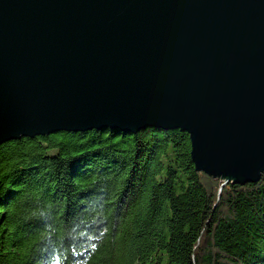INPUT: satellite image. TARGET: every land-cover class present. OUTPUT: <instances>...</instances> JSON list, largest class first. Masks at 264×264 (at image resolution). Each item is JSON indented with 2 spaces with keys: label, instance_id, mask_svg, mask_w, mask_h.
Listing matches in <instances>:
<instances>
[{
  "label": "water",
  "instance_id": "95a60500",
  "mask_svg": "<svg viewBox=\"0 0 264 264\" xmlns=\"http://www.w3.org/2000/svg\"><path fill=\"white\" fill-rule=\"evenodd\" d=\"M148 128L224 185L261 180L264 0H0V145Z\"/></svg>",
  "mask_w": 264,
  "mask_h": 264
},
{
  "label": "trees",
  "instance_id": "16d2710c",
  "mask_svg": "<svg viewBox=\"0 0 264 264\" xmlns=\"http://www.w3.org/2000/svg\"><path fill=\"white\" fill-rule=\"evenodd\" d=\"M197 172L180 130L0 145V264H264V174Z\"/></svg>",
  "mask_w": 264,
  "mask_h": 264
},
{
  "label": "rangeland",
  "instance_id": "374dc122",
  "mask_svg": "<svg viewBox=\"0 0 264 264\" xmlns=\"http://www.w3.org/2000/svg\"><path fill=\"white\" fill-rule=\"evenodd\" d=\"M147 264H168V260L164 257L160 262H149Z\"/></svg>",
  "mask_w": 264,
  "mask_h": 264
}]
</instances>
